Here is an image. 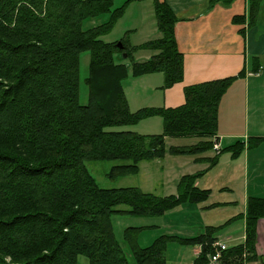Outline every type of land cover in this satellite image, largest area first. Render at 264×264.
Wrapping results in <instances>:
<instances>
[{
    "label": "trees",
    "instance_id": "1",
    "mask_svg": "<svg viewBox=\"0 0 264 264\" xmlns=\"http://www.w3.org/2000/svg\"><path fill=\"white\" fill-rule=\"evenodd\" d=\"M150 1L159 37L138 46L120 40L122 48H117L118 42L100 39L122 15L123 7L111 9V0H0V264H77L78 256L88 264H129L113 232V215L162 216L182 204L203 203L210 191L195 182L217 164L218 156L230 153L236 159L245 147H257L263 140H237L212 157H201L213 151L220 100L246 76L245 68L234 77L185 87L184 104L176 108L130 111L122 85L129 74L161 73V90L183 79V56L174 35L179 18L166 2ZM234 1L208 0L207 8ZM263 1L247 0L246 13L231 22L256 26L264 20ZM103 13L110 15L107 22L83 28L86 19ZM138 50L152 54L135 62L132 54ZM83 52H89L84 79L88 95L81 104ZM118 53L130 61V73L125 63L115 62ZM253 66L249 71L256 73L259 67ZM156 116L163 126L157 135L106 131ZM166 138L198 141L168 148ZM167 154L197 157L194 161L207 167L182 176L177 194L164 197L138 188H102L85 166L86 161H120L108 176L125 177L136 175L140 162ZM262 218L264 199L249 197L244 240L222 251L219 264H264L256 253V222ZM221 227L206 226L189 238L161 236L147 247L136 243V229L128 230L126 239L134 264H168L166 240L199 247L192 264H206Z\"/></svg>",
    "mask_w": 264,
    "mask_h": 264
},
{
    "label": "crops",
    "instance_id": "2",
    "mask_svg": "<svg viewBox=\"0 0 264 264\" xmlns=\"http://www.w3.org/2000/svg\"><path fill=\"white\" fill-rule=\"evenodd\" d=\"M159 1L166 2L179 18L174 25V35L183 56V79L161 90L163 76L160 73L141 76L140 84L127 99L131 112L146 107L176 108L184 104L185 87L234 77L246 69V76L237 79L220 100L216 136L222 148L237 140L247 143L249 137H261L263 140L257 147H245L236 159H232L230 153L219 155L217 164L195 182L197 188L210 191L207 200L197 205L179 206L176 213L187 220L190 211H194V219L192 223L188 221L189 230L182 238L195 236L206 226L221 225L227 219L239 216L231 224V231L217 235L218 241L227 247L230 242H238L237 245L244 240L247 199H264V20L262 18L253 27L231 22L234 16L246 13L247 0H235L228 7L217 4L212 9L207 8L208 0ZM241 30H244V35L240 34ZM253 58H257L254 66ZM252 66L259 67L256 73L249 71ZM124 94L126 96L125 90ZM149 119L154 121L150 124L152 126L162 123L157 117ZM192 163L201 165V170L207 167V164L194 160ZM212 211L219 212L207 216L209 222H205V214ZM199 252L200 248L196 246L192 247V256L187 259L182 253L178 254V264H192ZM256 253L264 259V218L256 222ZM248 264L263 263L255 261Z\"/></svg>",
    "mask_w": 264,
    "mask_h": 264
},
{
    "label": "rangeland",
    "instance_id": "3",
    "mask_svg": "<svg viewBox=\"0 0 264 264\" xmlns=\"http://www.w3.org/2000/svg\"><path fill=\"white\" fill-rule=\"evenodd\" d=\"M128 0H111V9L123 7L122 15L114 23L112 29L102 36L100 39L104 42L116 41L123 42L129 46H138L147 41L159 37L158 32L155 31V19L150 0L143 1H128ZM147 1V2H146ZM150 7H149V5ZM264 5V1H263ZM109 13H103L93 18H88L84 21L83 28L88 29L101 25L108 21ZM152 30V31H151ZM154 30V31H153ZM149 50H138L133 52L132 57L134 61H143L151 56ZM115 62L125 63L129 73L131 68L130 61L126 60V55L118 53L115 56ZM89 52L80 54L79 60V101L81 104L86 103L88 90L84 83V79L88 75ZM162 76V74H159ZM140 77L133 78L130 74L123 80L122 85L126 93V99L140 84ZM133 105V104H132ZM131 111V110H130ZM157 117V116H156ZM152 118V117H151ZM160 118V117H157ZM152 119H144L135 125H124L107 128L106 131H131L140 134L157 135L163 132L162 123L156 125L152 124ZM161 120V118H160ZM162 121V120H161ZM131 129V130H129ZM134 130V131H132ZM197 139L187 138H166V147L171 146H186L196 143ZM222 146V145H221ZM213 151L205 153V156L211 157ZM197 158V157H195ZM194 158V159H195ZM192 157L190 156H172L167 154L163 159H155L152 161H142L139 163V171L136 175H129L125 177H110L108 173L113 166L119 165L123 162L120 161H86L85 166L89 173L94 177L98 185L102 188H138L143 192L153 193L157 196L164 197L177 194L176 184L179 179L184 175H191L199 173L203 167L199 164H193ZM190 163V164H189ZM205 164V163H204ZM187 205V204H182ZM181 205V206H182ZM217 207V206H216ZM117 209H127L125 206H119ZM178 208L167 211L162 216H133L129 214H115L111 217L112 228L116 240L119 242L122 250L129 259V264H134L130 256L131 245L126 239V233L130 229H136L134 235L137 237L136 243L140 247H147L154 242L155 239L161 236H175L184 237L186 230H189V224L194 219V211H190L187 220L181 215H176ZM219 211H212L205 214V222H209L207 216L217 214ZM234 218V217H233ZM232 219V218H231ZM229 219V220H231ZM228 219L221 225L214 227H221L220 234H227V230L231 231V224L233 221L226 224ZM232 235V234H230ZM238 242L228 243V247L234 246ZM192 246L179 243L177 240H166L165 243V257L168 264H178V254L182 253L183 258H188L191 254ZM195 259V258H194ZM193 259V261H194ZM193 263V262H192ZM77 264H88V260L84 256H78Z\"/></svg>",
    "mask_w": 264,
    "mask_h": 264
},
{
    "label": "built area",
    "instance_id": "4",
    "mask_svg": "<svg viewBox=\"0 0 264 264\" xmlns=\"http://www.w3.org/2000/svg\"><path fill=\"white\" fill-rule=\"evenodd\" d=\"M221 147L222 146L220 139L215 136L212 143L213 152L215 154H218L221 150ZM213 247L215 248V253L213 255L208 256L206 264H219L221 252L227 249V246L218 240L213 244Z\"/></svg>",
    "mask_w": 264,
    "mask_h": 264
},
{
    "label": "water",
    "instance_id": "5",
    "mask_svg": "<svg viewBox=\"0 0 264 264\" xmlns=\"http://www.w3.org/2000/svg\"><path fill=\"white\" fill-rule=\"evenodd\" d=\"M116 46H117V48H122L121 42H118V43L116 44ZM124 57H125V54H124Z\"/></svg>",
    "mask_w": 264,
    "mask_h": 264
}]
</instances>
